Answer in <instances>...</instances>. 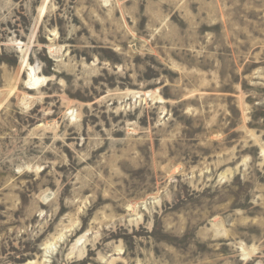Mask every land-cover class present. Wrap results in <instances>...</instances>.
Returning <instances> with one entry per match:
<instances>
[{
  "label": "rangeland",
  "instance_id": "374dc122",
  "mask_svg": "<svg viewBox=\"0 0 264 264\" xmlns=\"http://www.w3.org/2000/svg\"><path fill=\"white\" fill-rule=\"evenodd\" d=\"M0 264H264V0H0Z\"/></svg>",
  "mask_w": 264,
  "mask_h": 264
},
{
  "label": "bare ground",
  "instance_id": "6f19581e",
  "mask_svg": "<svg viewBox=\"0 0 264 264\" xmlns=\"http://www.w3.org/2000/svg\"><path fill=\"white\" fill-rule=\"evenodd\" d=\"M42 77H37L35 69L31 68L29 71V84L30 88H37L42 83Z\"/></svg>",
  "mask_w": 264,
  "mask_h": 264
}]
</instances>
